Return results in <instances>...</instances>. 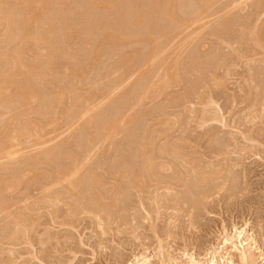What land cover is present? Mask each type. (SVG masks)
<instances>
[{"label": "rangeland", "instance_id": "374dc122", "mask_svg": "<svg viewBox=\"0 0 264 264\" xmlns=\"http://www.w3.org/2000/svg\"><path fill=\"white\" fill-rule=\"evenodd\" d=\"M41 1L0 0V264H264V0Z\"/></svg>", "mask_w": 264, "mask_h": 264}, {"label": "bare ground", "instance_id": "6f19581e", "mask_svg": "<svg viewBox=\"0 0 264 264\" xmlns=\"http://www.w3.org/2000/svg\"><path fill=\"white\" fill-rule=\"evenodd\" d=\"M23 1V0H22ZM32 1V0H31ZM20 2V1H19ZM36 2V1H35ZM44 2V0H43ZM41 1V3H43ZM47 3V2H46ZM100 3V2H99ZM30 4V3H29ZM38 4V3H37ZM157 4V3H156ZM51 5V3H50ZM63 5V4H62ZM31 6V4H30ZM48 7V6H47ZM173 7V6H172ZM21 8V7H20ZM17 9V8H16ZM172 9V8H171ZM18 10V9H17ZM1 11V10H0ZM35 11V10H34ZM170 11V10H169ZM46 13V12H45ZM8 14V13H7ZM40 15V14H39ZM146 17V16H145ZM27 19V18H26ZM30 19V18H29ZM179 19V18H177ZM24 20V18L22 19ZM139 24V23H138ZM109 30V29H108ZM110 35V34H109ZM113 37V36H112ZM48 39V38H47ZM23 40V39H22ZM120 42V41H119ZM52 49V48H51ZM7 56V55H6ZM10 56V55H9ZM13 58V57H12ZM9 59V58H8ZM16 61V60H15ZM23 61V60H22ZM17 62V61H16ZM24 63V62H23ZM18 66V65H17ZM29 68V67H27ZM175 69V68H174ZM4 73V72H3ZM44 74V73H42ZM19 76V75H18ZM34 76V74H33ZM21 77V75H20ZM27 77V76H26ZM7 79V78H6ZM33 80V79H32ZM17 93V92H16ZM29 94V93H28ZM18 95V94H16ZM33 95V94H32ZM38 97V96H36ZM7 99V98H6ZM25 100V99H24ZM17 101V100H16ZM17 103V102H16ZM51 103V102H50ZM90 103V102H89ZM49 106V105H48ZM9 107V106H8ZM5 109V108H4ZM92 122V121H91ZM94 125V124H93ZM74 170V169H73ZM217 172V171H216ZM123 177V176H122ZM210 184V183H209ZM76 189V188H75ZM208 200V199H207ZM73 210V209H72ZM246 232V229H239L237 228L235 230V234L231 237V238H226L225 240V244H232L233 248L235 249V252H237V254L240 256V260L242 264H255L256 262H254L255 260H253L254 257L253 254H251L250 249H246L248 248V246L257 248L259 246L258 241L252 239V238H246L247 240H243L242 236H244L243 234ZM251 240V242H247ZM239 242V243H238ZM225 245V246H226ZM247 246V247H246ZM211 257L205 261H207L209 264H235L233 262V258L230 256H225L224 253L222 252H218V251H213L210 255ZM170 259V257H167ZM252 258V259H251ZM251 259V260H250ZM167 261V260H165ZM163 263V262H162ZM171 260H169V264H171ZM137 264H150L148 261V258L145 256L141 255V258L137 259ZM165 264V263H164ZM188 264H204L201 261H198L196 258H194L193 256H191Z\"/></svg>", "mask_w": 264, "mask_h": 264}]
</instances>
